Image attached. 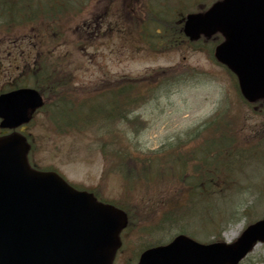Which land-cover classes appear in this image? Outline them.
I'll list each match as a JSON object with an SVG mask.
<instances>
[{"label":"rangeland","instance_id":"374dc122","mask_svg":"<svg viewBox=\"0 0 264 264\" xmlns=\"http://www.w3.org/2000/svg\"><path fill=\"white\" fill-rule=\"evenodd\" d=\"M29 1L42 7H58V3L65 7L70 0H57V3H51V0ZM78 1L80 0H76ZM84 1L86 4L81 15L71 16L63 21L60 34L57 31L52 33L53 38L28 24L21 26L23 28L14 35L15 37L27 33L21 38L9 40L10 42L0 40V90L5 89V84L9 85L14 77L22 72V64H32V55L41 52L42 48L51 51L55 49L58 56L64 57L62 64L66 63L65 88L73 90L76 97L86 95L83 88L88 89L104 80L120 76L141 77L147 71L152 70V73L158 68L167 67L170 68L171 75H175L174 72L179 68H186L181 77L175 80H171L174 76H167L169 80L162 85L157 97L135 112L141 123L131 121V129L127 131L134 144L143 150L142 155L152 152L158 154L159 160L165 163L162 166L165 173L156 175L146 185L145 181L133 183L135 171L129 174V170H124L128 181L133 183H126L125 187L121 172L116 168L105 170L108 165H105L98 145L93 141L97 136L94 128L82 133L68 130L66 134H59L53 130L44 112L37 113L24 131L32 144V162L39 168L55 169L70 184L79 188L93 189L99 196L108 200H114L124 206L128 204L133 221H130L124 234V247L116 256L114 264H125L133 260L138 249L164 243L182 231L204 243L217 239L234 241L247 224L264 214V111H251L237 103L232 81L234 79L213 63L207 53L202 55L189 49H182L179 53L180 50L172 49L161 54L157 49L142 47L138 41L125 38L124 34L107 30V24H114L111 16L116 7L112 0ZM151 1L141 0V4ZM213 1L153 2L161 11L185 8L184 13H181L184 15L196 11L198 7L205 8ZM107 3V19L100 29L103 36L99 38L92 35L78 44L79 41H76L80 35L77 34V25L89 24ZM124 12L127 17L128 10L124 9ZM225 105L229 106L231 112L227 118L232 119L234 124L231 134L238 132L239 135L248 136L247 139L238 141L237 151L235 150L237 154L223 155V159L231 161L233 166L232 169L223 167L228 178L218 182L225 181L228 189L213 192L208 187L206 197H211L206 198L205 203L196 199L192 209L180 213L168 202L163 201L174 196L178 189L182 188H187L188 193L183 190L187 197L193 196L192 188L201 181L194 182L198 181V177L186 173L192 170L195 172L193 165L195 166L196 162L201 165L202 162L199 158L204 157L207 166L210 164L207 146L204 144L206 140L193 141L194 134L188 137L190 132H186L193 131L206 119L213 121L215 114L223 115ZM217 123L223 135L228 122L220 120ZM174 143L176 146L170 168L171 164L167 165L168 160H164L166 153L161 151ZM122 144L130 148V151L133 150L124 140ZM186 145L187 149H192L182 148ZM182 160L188 165L183 166ZM149 166L156 168L157 162L150 163ZM187 168L190 171H187ZM170 179L172 182L168 184ZM166 208L173 210L167 215L173 219L170 228L172 232H163L164 228L168 227L167 223L159 227L160 231H155L153 222L161 220L160 210ZM142 226L146 227L145 231L149 234L140 235ZM241 264H264V245H257Z\"/></svg>","mask_w":264,"mask_h":264},{"label":"water","instance_id":"95a60500","mask_svg":"<svg viewBox=\"0 0 264 264\" xmlns=\"http://www.w3.org/2000/svg\"><path fill=\"white\" fill-rule=\"evenodd\" d=\"M220 32L215 56L238 79L248 101L264 98V0H222L188 15L190 40ZM43 105L32 89L0 95V128H16ZM19 134L0 138V264H111L126 215L67 186L54 173L32 170ZM264 243V218L231 244L200 245L177 236L143 252L137 264H237Z\"/></svg>","mask_w":264,"mask_h":264},{"label":"trees","instance_id":"16d2710c","mask_svg":"<svg viewBox=\"0 0 264 264\" xmlns=\"http://www.w3.org/2000/svg\"><path fill=\"white\" fill-rule=\"evenodd\" d=\"M53 1L57 3V0ZM53 1H51V3ZM124 3L127 5L124 4L120 7V12L122 14L117 16L116 19L122 21L123 26L125 21L123 15L125 13L124 9L128 10L132 20L135 21V23L137 22L135 33L139 36L140 42H142L145 47L157 48L161 46V49L157 50L159 53H164L175 47L181 48L182 44L185 43V39L181 33L180 19L178 20L174 17L172 19L171 16L168 18L159 16L162 13L161 10L153 8L149 2H143L141 4V0H129L127 3L126 0H124ZM56 6L50 5L49 7H42V5L33 4L28 0H0L1 42L16 40L26 35L27 33L14 37V35H17V32L23 28L21 26L28 24L48 34L50 38H53L54 35H52V33L56 31L60 34L63 21H66L68 17L78 16L79 12L74 6L72 7L70 3L65 7H62L60 3H58V7ZM164 12H166L165 15L169 16V10H165ZM157 28L161 29L157 30ZM121 30L124 31L122 28ZM32 56H34L32 64L29 65L26 63L27 66H25V63L22 64V72H19V74L14 77L13 81L7 85V88L15 89L29 86L36 89L45 98L46 104L43 112L45 115L47 114L48 122L53 126L54 131L59 134H66L68 130L82 133L90 128H94L97 136L93 141L97 143L98 150L105 165H108V167H105V170L108 171L116 168L118 172H121L122 179L125 181V187L126 183L132 185L134 182L143 181H145L147 185L150 179L154 178L156 175H163L165 173V170L162 169L165 163H162V166L157 165L156 168H151L149 166L150 163L159 160L157 157L158 154L152 152L142 155V150L139 149L138 146L134 144L131 137L127 135L126 128L128 127V119L125 115L127 108L131 105L144 100L148 102L152 99L153 91L161 84V82L158 81L160 79L148 81L146 78V82L143 84L146 96L143 98L140 97V94H138L132 86L130 90L127 91L123 87L118 88L116 86L115 89L112 90V95L111 93H105L94 97L90 93L82 97H76L73 90H67L65 88L67 84L65 80L66 72L64 71L65 64H62L64 60L63 56H58V54L55 53V49L51 51L46 48H42L41 52H35ZM164 76L165 74H162L161 79H165ZM25 78H27L28 81H26ZM134 83L138 84L139 82H132L131 84L133 85ZM127 93L130 94V98ZM218 121L217 119L211 123L208 128L205 129V126L202 130V132L205 131L207 134L209 133L207 154L210 159V164L208 166H204L203 163L198 166L195 164V172L192 170L186 173L187 175L195 176V178L198 177V181L196 182L201 181L196 187L192 188L193 196L187 197L185 193L187 188H182L178 189L179 191L176 192L174 196L163 201L168 202L171 207L180 213H185L186 210H190L194 207L195 201H193V197H206V190L208 187L211 188L213 192L228 189V185L225 181L218 182L226 177L224 173L226 169L224 170L223 167L232 169L231 161L223 159V155L230 154L233 156L237 154L236 148H238V146L236 145L235 137L227 136L226 140L222 138L221 129L217 123ZM233 128L234 124L232 127L228 123L227 128L223 131V135L230 133ZM123 140L127 142L133 150L130 151V148L124 146L122 144ZM162 152L166 153L164 160H168L169 163L167 165H170L171 159L174 157V148L169 147ZM124 170H129V174L131 171H135L134 181L132 180L133 183L128 181V175ZM205 181L208 182V187L207 184H204ZM164 182L165 180L162 183ZM171 182L172 180H170L168 184ZM140 186L145 188L144 185ZM183 190H185V192H183ZM181 192H183V194H181ZM117 205L124 208L130 216V221H133L131 211L127 207L128 204L124 206L118 203ZM172 211L171 208L160 210L161 220L153 222L156 228L155 231H160L159 227H161L163 223L168 224V227L164 228L163 232L167 233L170 231L173 219L168 218L167 215ZM145 230L146 227L142 226L140 232L141 236L149 234V232Z\"/></svg>","mask_w":264,"mask_h":264}]
</instances>
